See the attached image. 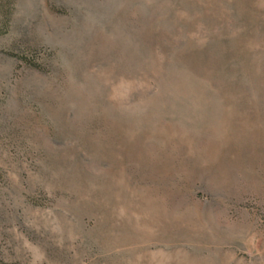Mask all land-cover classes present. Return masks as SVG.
Segmentation results:
<instances>
[{"label":"rangeland","instance_id":"obj_1","mask_svg":"<svg viewBox=\"0 0 264 264\" xmlns=\"http://www.w3.org/2000/svg\"><path fill=\"white\" fill-rule=\"evenodd\" d=\"M4 264H264V0H0Z\"/></svg>","mask_w":264,"mask_h":264},{"label":"trees","instance_id":"obj_2","mask_svg":"<svg viewBox=\"0 0 264 264\" xmlns=\"http://www.w3.org/2000/svg\"><path fill=\"white\" fill-rule=\"evenodd\" d=\"M0 264H4V263L0 260Z\"/></svg>","mask_w":264,"mask_h":264}]
</instances>
